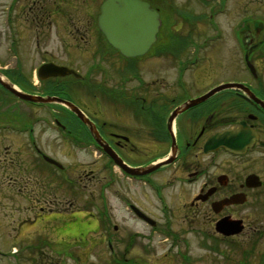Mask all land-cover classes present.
<instances>
[{
  "label": "flooded vegetation",
  "instance_id": "obj_1",
  "mask_svg": "<svg viewBox=\"0 0 264 264\" xmlns=\"http://www.w3.org/2000/svg\"><path fill=\"white\" fill-rule=\"evenodd\" d=\"M103 1L0 0V39L8 43L0 55V174L13 181L0 187L41 192L43 203L34 205L44 213L37 217L72 212L93 218L90 230L67 227L60 237L99 232L97 239L110 252L120 237L126 240L125 260L134 235H145L127 228L117 233L111 197L148 225L134 206L153 215L126 188L148 187L162 203L163 219L157 224L153 218L150 225L177 237L167 201V190L176 188L183 222L189 226L202 216L207 226L202 246L224 254L234 250L240 264H264V216H255L264 208V25L251 16L240 18L225 42L217 18L229 0H195L187 10L174 0H143L158 13L159 29L144 53L128 55L100 26ZM201 15L208 29L188 25L195 16L197 24L202 21ZM28 32L30 47L23 45ZM220 51H227L231 64L220 63ZM35 56L40 61L33 68ZM54 65L74 71L52 75ZM222 69L232 74L214 75ZM3 81L31 97H19ZM50 96L59 100L46 101ZM222 133L226 139L219 138ZM81 152L91 157L81 159ZM69 154L78 167H87L82 174L49 160L63 163L60 158ZM166 159L171 161L149 174L129 171ZM86 193L92 201L78 202ZM61 194H72L74 201L55 207ZM249 202L253 212L247 213ZM113 256L119 263L117 252Z\"/></svg>",
  "mask_w": 264,
  "mask_h": 264
},
{
  "label": "rangeland",
  "instance_id": "obj_2",
  "mask_svg": "<svg viewBox=\"0 0 264 264\" xmlns=\"http://www.w3.org/2000/svg\"><path fill=\"white\" fill-rule=\"evenodd\" d=\"M174 1L179 7L184 6L183 8L185 10L195 3V0ZM195 10L196 8L193 10V14L196 15ZM247 16L253 17L252 21H261L264 25V0H229V2L226 3L224 12L217 18L218 24L224 27L227 34L225 42L230 41L229 31L235 21H238L240 18L244 21ZM196 17L197 16L192 20H186L189 22L188 25L193 22L194 25H200L203 29H208V24L205 19H203L202 15L199 17L202 21H199L198 24L196 21L198 18ZM32 35L33 34L29 32L23 34V45L27 47L32 45ZM7 45L8 43L4 41V38H1L0 55L7 51ZM50 47L57 48L54 40H50ZM222 48L224 49V44L220 46V49ZM53 53L58 57H62L59 53ZM219 59L221 64H231L233 61L227 54V51L225 55L220 51ZM39 61L40 60L36 59L35 56V58L31 60V66L34 68ZM220 63L217 61L218 66ZM83 65L82 69L85 67V62ZM157 65L156 67H158ZM237 66L240 68L243 66V63L241 62V65L239 64ZM193 71L192 73H194ZM150 72V70H146L145 73L150 74ZM242 73H244L243 69ZM231 74L230 71L227 72L226 69H222V71L220 70L214 75L224 76L225 78ZM86 100H88V98H82L83 103ZM1 156L3 157L4 153H2ZM74 157L75 156L69 154L60 159H62L61 162H63V164L70 165L75 176H77L78 173L82 174L83 169L85 170L87 167H78L77 162L73 159ZM79 157L86 160L91 156L81 152ZM41 173L47 172L42 171ZM36 174V172L32 173L31 176L33 180H36L34 179ZM8 175L9 174L5 173L0 174V186L6 185L5 183H7L8 180L13 182L12 177ZM18 179L19 178L15 181ZM19 180L22 181V179ZM126 188L128 189L127 192L138 198L141 206L153 215V218L157 220V224L163 221L160 210L162 203L148 187L141 188L130 184ZM37 191L38 190H35L33 194L30 192L21 193L5 187H0V264H240L241 257L238 252L234 250H226V254H224L217 251L210 252L202 246V237L207 230V226L202 216H199L198 221L193 222V224L189 226L187 223L183 222L185 215V210L182 208L183 200L178 196L179 190L176 188L167 190L169 194L167 201L171 204L169 209L170 213H172L168 217H171L170 227L171 230L176 233L177 237H175V239L173 236L168 237L158 229L155 231L150 224L147 225L144 222L136 220L117 196L111 197L114 215L117 219L115 222L118 224L117 233H125L127 228L130 231L129 233L139 231L143 232L145 235L144 238H140L135 234L130 242V251H128L127 257L130 258V260L135 259L136 262L122 261V253L126 240L120 237L112 241L114 252L109 251L107 242H101L97 239L99 232L88 233L85 236L83 234H78L76 238H73V236H64V239H62L60 236L64 234L67 227L74 228L78 226L86 231L96 225L93 224L95 220L88 216H84V213L82 216L72 212L57 213L58 218L45 217L46 212L44 216L39 215L37 217L38 211L44 213L40 211L38 205H34L43 203L42 194ZM91 196L92 195L89 193L78 195L77 201L82 204L86 200L90 202L92 201ZM72 197V194H61L54 198V203L52 205H55V207L64 206V204H69V202L73 200ZM59 199H62L63 202L59 201ZM89 206L90 203L88 208H90ZM33 207H36L37 210H34ZM262 209H259V214L255 216H264V210ZM245 211L247 213L253 212L250 202L245 206ZM116 252L118 254L117 259L119 263L115 262L113 256Z\"/></svg>",
  "mask_w": 264,
  "mask_h": 264
},
{
  "label": "water",
  "instance_id": "obj_3",
  "mask_svg": "<svg viewBox=\"0 0 264 264\" xmlns=\"http://www.w3.org/2000/svg\"><path fill=\"white\" fill-rule=\"evenodd\" d=\"M101 9L102 12L99 14L100 26L102 30L108 35L109 40L114 44L115 47H119L123 53L128 55L144 53L148 49L149 45L151 44V40H153L156 36V32L159 29L160 24L158 13L153 8H151L148 2L143 0H105ZM49 66L50 65H45L44 67ZM50 69L52 70V75H64L74 71L72 68L63 66L57 67L56 65ZM3 83L19 97L24 99H29L31 97L28 93L21 91L19 88L17 89L16 86H12L5 81H3ZM45 100L55 101L59 100V98L50 96ZM63 102L73 108V104L71 102L65 100H63ZM219 138L226 139V134H220ZM245 143L246 141L243 144ZM225 144H227V146L232 145L231 142H226ZM102 146H105V149H107V151L112 154L116 162L121 164L120 158H116L117 156L106 145L102 144ZM49 160L61 165L52 158H49ZM170 161V159H166L158 163L148 164L145 167L139 168L137 171H129L137 174H147L159 168L163 163ZM259 184L260 183H257V185ZM137 212H139L141 216L146 217V219L148 218V216H146L139 209H137ZM148 220H150L152 224H155V221L151 220L150 218H148ZM222 226H224V223H222ZM226 232L231 233L234 231Z\"/></svg>",
  "mask_w": 264,
  "mask_h": 264
}]
</instances>
